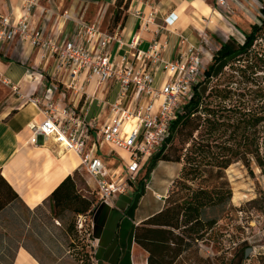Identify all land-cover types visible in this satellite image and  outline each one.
Instances as JSON below:
<instances>
[{
    "label": "crops",
    "instance_id": "0c3cea01",
    "mask_svg": "<svg viewBox=\"0 0 264 264\" xmlns=\"http://www.w3.org/2000/svg\"><path fill=\"white\" fill-rule=\"evenodd\" d=\"M89 1L112 9V14L117 0ZM247 1L256 8L255 1ZM256 1L262 8L264 0ZM84 2L85 0H40L33 15L32 26L39 28L36 25L38 19L39 22L41 20V25L49 23L50 18H54L49 15L51 11H57L56 15L66 11L87 22L85 18H90L87 16L90 4ZM18 3L19 0H0V12L16 13L20 8H17ZM239 3L246 10L245 14L247 10L255 14L247 2L239 0ZM260 10L258 16L261 15ZM126 14L124 24L110 32L117 34L124 41V44L120 45L115 40L108 48L111 58L118 61L130 52L129 44L134 37L140 38L138 47L144 50L148 49L153 41H160L161 45L165 46L162 51L164 61H174L178 59L182 37L195 44L199 43L202 33L210 39L207 30H211L213 21H220V16L224 18L221 0H132ZM235 17L236 15H233L230 18ZM245 22L249 25L257 23L251 18ZM100 29L108 32L101 27ZM53 31L54 27L50 29L49 36L55 38L57 31ZM76 33L74 24L67 25L59 42L66 40V37L73 38ZM211 61L212 58L206 59L207 65ZM54 67V59H44L29 41L17 40L13 44L5 45L0 52V176L19 195V198L0 212V218L12 214L16 216L20 208L33 212L48 204L50 209L48 197L68 175L73 174L82 165V157L79 154L65 151L51 137L41 135L35 143L29 140L31 125L44 119L42 105H36L30 100L40 87L35 82L39 80L45 85L42 101L46 102L56 94L61 105L65 106L69 93L72 105L80 106L79 111L85 114L88 120L96 118L100 111L90 115L91 105L111 93H108L107 89L112 82L99 86L93 81L86 85L89 98L87 97L88 101L82 102L81 105V94L64 87L53 74ZM39 69L44 70L43 78L39 77L43 73H37ZM164 77V73H157L159 85ZM108 101L112 102L109 99ZM182 168V163L161 160L147 179L138 185L134 182L133 187L118 196L112 206L102 205L98 208L93 216L97 264H148L147 251L134 240L135 229L165 207L169 192ZM157 194L163 196V199H158ZM11 264L45 262L27 246L21 245L17 248Z\"/></svg>",
    "mask_w": 264,
    "mask_h": 264
},
{
    "label": "built area",
    "instance_id": "2783aa9c",
    "mask_svg": "<svg viewBox=\"0 0 264 264\" xmlns=\"http://www.w3.org/2000/svg\"><path fill=\"white\" fill-rule=\"evenodd\" d=\"M24 1L19 13L0 12V52L5 45L17 40L29 41L44 59H54L53 74L64 87L77 94H86V85L93 81L99 86L110 82L113 83L111 86H118L115 100L103 101V106L108 108L103 123L98 117L87 120L77 110V105L61 109L60 103H43L37 97L30 99L36 105H42L44 119L31 125L29 140L35 143L41 135L51 137L65 151L79 154L82 165L96 185L98 203L94 205L95 211L102 205L112 206L118 196L133 187L141 171L169 137L173 122L194 94V86L204 77L205 59L213 56L211 40L204 33L200 34L198 44L182 37L178 59L169 62L162 57L165 46L160 41H153L144 50L138 47L140 38L134 37L129 44L130 52L118 61L112 59L108 51L115 40L124 44L117 34L102 31L97 24L80 22L71 39L59 42L47 38L42 29L32 26V10L38 0ZM158 72L165 74L160 85L157 83ZM111 90L108 88L107 92ZM132 121V128L127 131V124ZM92 136L95 140L86 150ZM102 143L120 154L128 153L126 167H108L97 154ZM157 198L162 200L163 196L157 194ZM94 214L88 212L78 216L80 231H88L86 223L90 219L93 221Z\"/></svg>",
    "mask_w": 264,
    "mask_h": 264
},
{
    "label": "trees",
    "instance_id": "16d2710c",
    "mask_svg": "<svg viewBox=\"0 0 264 264\" xmlns=\"http://www.w3.org/2000/svg\"><path fill=\"white\" fill-rule=\"evenodd\" d=\"M131 1H116L114 28L124 24ZM260 12V22L253 23L249 30L239 29L243 42L234 37L219 41L203 80L194 86V94L173 122L169 137L148 163V175L161 160L183 164L174 182L177 189L168 195L165 207L135 229L134 240L147 251L148 264H178L189 255L190 241L202 239L203 212L225 204L232 194L226 171L233 163L250 166L254 161L264 167V81L253 78L257 86L249 89L247 99L230 84L208 85L213 78L219 81L224 77L232 83L237 82L235 78L244 81L248 74L258 76V71H264V5ZM237 62H244V67H227ZM177 139L181 147L174 145ZM77 174L78 169L48 197L51 217L64 220L69 214L77 217L96 212L95 200L84 193ZM17 198L19 195L0 176V212ZM207 223L211 229L217 220ZM67 224V232L72 234L76 224ZM249 247L242 254L237 252L234 260L242 264Z\"/></svg>",
    "mask_w": 264,
    "mask_h": 264
},
{
    "label": "rangeland",
    "instance_id": "374dc122",
    "mask_svg": "<svg viewBox=\"0 0 264 264\" xmlns=\"http://www.w3.org/2000/svg\"><path fill=\"white\" fill-rule=\"evenodd\" d=\"M243 1L249 4V1ZM252 1H255L257 4L256 8H253V5L249 4L253 11H255V14L248 10L247 14H245L246 10L239 3V0H221V12L224 18L220 16V21H213L211 30H207V34L211 39L210 46L213 47L212 52L220 47L219 41L227 40L230 37L243 42L244 35L239 29L243 31L250 29L249 26L251 25L245 22L249 18L257 23L260 22V15L258 16V13L261 5L256 0ZM24 3V0H19L17 5V8L20 7L18 13ZM84 3L90 4L87 9V16L90 18H85V20L89 24H97L109 33L112 32L114 28L112 21L113 13L111 14L112 9L106 8L95 1L85 0ZM38 6L37 4L32 10V15H35ZM56 12L51 11L49 13V15L54 17L50 18V25L49 23L41 25L42 22L41 20L39 22V19L36 22L39 28L42 27L40 29L44 31V35L47 38H54L49 36V31L53 27L54 31H57L54 39L59 41L62 31L67 25L71 26L74 24L77 29L80 22H85L84 19L78 18L66 11H62L59 15H56ZM233 15H236V17L230 18ZM66 38L68 39L69 37ZM205 63L203 67L204 71L208 67L206 59ZM243 63L237 62L227 67H244ZM248 67L254 66L249 65ZM226 70L229 71L228 68ZM43 72V69L37 71L38 74ZM44 76V73L42 76L39 75L42 78ZM253 78H258V81H264V71H258V76L248 74L244 81L241 78H235L237 82L232 83L229 81L231 79L225 80L224 77L219 81L213 78L209 81L208 85L214 86L216 83H223L222 86H225L230 84L229 87L237 93L245 94L244 98L247 99L250 97L249 89L257 86L256 80ZM240 80L242 81L241 83L239 82ZM35 83L41 88L39 87L34 97L42 101L45 96V85H42L39 80ZM108 88L112 89L110 95H107L105 99H101L100 101L96 100L90 107V115L100 110L97 116L100 123L105 121L107 116L106 111H108V108H105V105L103 106V101H108V99L114 101L118 93L117 85H109ZM81 95L83 103L88 101L87 94L82 93ZM67 97V105L65 106L61 105L59 97L56 94L47 100L55 104L60 103V108L62 109L63 107L72 106L71 94L67 93ZM237 99L240 98L237 97ZM47 100L46 102H48ZM42 102L46 103L45 101ZM228 102V104L238 103L235 101ZM94 140L93 136L88 139L86 150H89ZM174 145L181 147L178 139L175 140ZM98 149L97 154L106 161L107 166L110 168H119L120 166L124 168L129 162L128 153L121 152L120 154L113 151L107 143H102ZM100 149H103V151H100ZM104 153H107V155L104 156ZM148 168L147 164L135 181V185H138L149 177ZM226 175L232 193L231 196L225 204L207 208L203 212L202 220L205 222V229L200 233L202 239L190 241L191 248L189 249V255L181 259L178 264H239L238 261L234 260L235 254L237 252L242 254L246 246H250L252 251L242 264H264V167H260L254 161L250 166L245 165L243 162H236L227 169ZM77 180L80 186L85 189L84 193L93 198L96 205L98 203L96 185L94 182H91V178L83 165H80L78 168ZM174 189L177 188L173 184L169 195ZM212 219H216L217 223L213 228L209 229L207 222ZM71 221L76 224V230L72 234H69L67 232V223ZM78 221V216L74 217L70 214L64 220L51 217L48 204L35 209L33 212L20 208L16 216L12 214L11 216L1 217L0 264H11L17 248L21 245L27 246L45 264H97L95 261L96 243L93 235V221L91 219L87 221V227L85 226V228H88L87 232L84 229L80 231Z\"/></svg>",
    "mask_w": 264,
    "mask_h": 264
},
{
    "label": "bare ground",
    "instance_id": "6f19581e",
    "mask_svg": "<svg viewBox=\"0 0 264 264\" xmlns=\"http://www.w3.org/2000/svg\"><path fill=\"white\" fill-rule=\"evenodd\" d=\"M133 121L127 124L126 130L129 131L132 128Z\"/></svg>",
    "mask_w": 264,
    "mask_h": 264
},
{
    "label": "water",
    "instance_id": "95a60500",
    "mask_svg": "<svg viewBox=\"0 0 264 264\" xmlns=\"http://www.w3.org/2000/svg\"><path fill=\"white\" fill-rule=\"evenodd\" d=\"M252 251V248L251 247H249V248H247L246 249V257H248V255H249V253Z\"/></svg>",
    "mask_w": 264,
    "mask_h": 264
}]
</instances>
